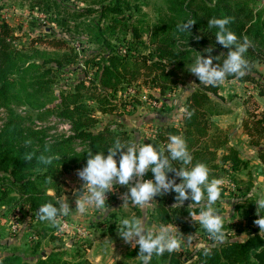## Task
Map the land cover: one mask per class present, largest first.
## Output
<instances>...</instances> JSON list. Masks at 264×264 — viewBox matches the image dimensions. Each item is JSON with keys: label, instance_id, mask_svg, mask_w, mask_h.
Wrapping results in <instances>:
<instances>
[{"label": "trees", "instance_id": "obj_1", "mask_svg": "<svg viewBox=\"0 0 264 264\" xmlns=\"http://www.w3.org/2000/svg\"><path fill=\"white\" fill-rule=\"evenodd\" d=\"M260 1L165 0L169 15L166 19H159L157 23L146 27L150 33L149 44L154 48L149 55L142 56L135 53L134 47L142 39L145 30L138 27V22L128 24L125 9H131V5L127 0H105L98 9L79 11V16L98 12L93 20L84 22L83 26L88 41L98 45L99 53L86 59L85 64H77L75 70L83 67H88L89 70L81 69L82 77L70 90L60 93L58 103L54 106L53 112L57 118L70 123V133L59 139L45 140L46 134L43 130L23 126V117L18 113H11L0 126V174H5L4 178L10 186L0 187V205L9 204L12 199L16 200L15 197L7 199L16 190L19 199L29 204L30 212L38 213L37 210L42 204L57 201L61 176L86 165L87 152L105 150L107 153V147L116 138L135 141L133 136L121 129V123L117 126L114 123L119 120L118 115L127 113L129 104L136 108L141 103L139 94L137 95V85L142 86V77L143 83H151L149 88H156L164 95L169 89H173V85L178 84L175 80L181 76L178 68L200 54L207 56L208 53L204 51L206 48H213V56L221 55L219 61L214 60V63H223L228 49L216 43L217 29L208 26V21L214 17H230L228 27L236 33L238 39L243 42V38L247 37L251 41L244 54L247 60L245 75H230L225 80L251 84L256 87L259 95H264V80L261 81L255 71L256 62L264 63V5ZM45 11L49 12V9ZM54 16L57 24L63 26L68 23L58 13ZM189 19L194 22L189 31H180L177 25ZM119 28L123 31L122 39L117 35ZM130 29L132 36L127 38ZM13 31L14 27L6 17L0 16V110L10 105L19 83L24 84L23 90L29 97L41 99L46 90L51 88L55 70L65 71L66 64L70 62L66 55L61 59L48 57L42 62L28 61L15 48ZM61 31L68 34L64 26ZM53 42L60 45L64 41L59 39ZM51 62H55V65L49 66L48 63ZM31 69L37 71L33 76L27 77L26 72ZM67 70L72 71L71 67ZM194 82L196 86L187 98L185 115L181 122L178 125L165 124L159 127L153 133L154 140L166 144L170 135H181L193 156V164L205 163L210 169V179L215 177L223 180L221 196L217 202H222L228 193L232 203L237 205V210L248 207L245 217L252 227L246 238L232 236L219 245H201L192 251L187 260L193 259L189 264H264V232L261 233L259 226L254 223L260 215H264V208L258 213L252 174L247 178L239 176L249 169L250 160L233 144L232 131L223 130L212 121V116L220 113L218 102L225 101V96L221 93V83L216 86L205 85L200 83L196 75ZM26 84L30 85V91ZM132 89L134 94L128 95ZM150 96L154 94L151 93ZM125 97L128 99H124ZM245 116L240 126L249 136L250 144L261 146L264 141V110L253 114L246 109ZM104 122L107 123L98 127ZM113 124L117 128H113ZM77 142L82 143L84 149L73 147ZM41 155L55 158L50 165H45L40 162ZM173 163L180 166L178 162ZM152 175L147 172L143 178L149 179ZM171 175L174 173H170ZM132 182H135V177ZM49 190H54L58 195L49 194ZM175 197L174 192L158 195L154 218L164 225L176 220L182 225V230L193 233L196 226H202L199 219L195 220L196 226L191 227L183 220L182 215L194 223L192 217L203 209L202 201L192 203L189 199L183 205H176L172 204L177 201ZM132 207L136 210V215L142 216L140 206ZM114 214L111 213V216ZM177 214L180 216L179 220L176 218ZM116 224L117 219L107 222L108 233L112 239L116 236ZM201 229L207 233L203 226ZM34 252H37V247ZM56 252L38 259L37 264H64V261L56 258L61 253ZM131 254L139 255V247L136 246ZM33 260V257H24L20 253L7 255L3 259L6 264H30ZM73 264L90 263L84 259ZM150 264H185V258L178 250L165 251L161 255L153 254Z\"/></svg>", "mask_w": 264, "mask_h": 264}, {"label": "rangeland", "instance_id": "obj_2", "mask_svg": "<svg viewBox=\"0 0 264 264\" xmlns=\"http://www.w3.org/2000/svg\"><path fill=\"white\" fill-rule=\"evenodd\" d=\"M103 1L105 0H0V16L6 17L14 27L13 44L19 50L20 55H23L28 61L39 62L48 57L61 59L65 55L70 59L64 68L65 71L55 70L51 88L46 90L45 96L41 99L29 97L23 90L24 84H17L18 90L16 89L15 96H12V102L0 110V126L5 123L11 113H18L23 117V126L43 130L46 134L45 140L59 139L68 134V130L65 128L66 120L57 118L53 112L54 106L58 103L60 93L70 90L82 77L81 69L89 70L88 67L83 66L80 70H75L77 64H85L86 59L95 56L99 51L97 44L88 41L83 26L84 22L93 20L98 12L86 13L81 16L78 13L89 8L98 9ZM127 3L131 5V9H125V18L128 24L133 23V21L138 22V27L145 30L142 39L134 47L135 53L141 56L149 55L154 46L149 44L150 33L147 32L146 27L157 23L159 19L168 17L167 3L165 0H127ZM260 4L264 5V0H261ZM45 9H49V12H46ZM57 13L60 18L64 17L68 21L63 25L68 31L67 35L61 31L63 26L57 24L53 19V15L56 16ZM117 35L121 39L123 38V31L120 28ZM131 36L132 29L129 30L127 38ZM59 39L64 42L56 45L53 40ZM194 61L195 58L193 57L191 60H187L183 67L178 68L181 75L175 79L178 84H172L173 89H169L164 95L160 94L156 88H149L151 83H143L142 77L140 79L142 86L137 85V95L139 94L141 103H138L136 108L129 104L127 113L118 115L119 117L116 116L119 120H116L114 124L117 126L121 123L122 130H126L135 138L143 139L145 143L154 142L152 133H154L155 128L153 126H161L163 121H170L172 124L178 125L181 122L183 100L187 93H190L196 86L195 74L188 69ZM48 65H55V62L48 63ZM69 67L72 71L67 70ZM36 71V69L29 70L26 72V76L31 77ZM145 71L149 72L146 69ZM255 71L257 77L263 81L264 63L256 62ZM231 81L224 80L221 83V93L225 96V101L218 102V107L221 122L230 126V130L235 132L237 131L236 128L232 129L231 125L237 127L236 123L241 117V111L244 112L247 109L253 114L262 112L264 110V97L258 94L254 86L253 90L247 84H240L236 80ZM25 86L30 87L28 84ZM134 92L132 89L127 94L133 95ZM151 93L154 96L151 97ZM124 99H128V97ZM246 100H248L247 103ZM93 105L96 107V104ZM242 108L243 110H241ZM121 109L123 108L121 107ZM105 123L107 122L98 125V127H102ZM116 126L114 125L113 128H117ZM73 147L79 150L84 149V145L79 142ZM76 171L78 172V170ZM242 175L246 176L245 173ZM239 176L241 177V175ZM4 177L5 174L1 173L0 187H10ZM59 182V196L63 197L65 201L68 200L75 209V194L78 191H83V182L73 172L63 174ZM125 191H127L126 186H114V190L107 194L108 202L106 203L109 204V211L106 213L93 206L85 205L83 211L72 210L66 215L59 216L57 224L53 225L49 221H41L37 212H30L29 204L24 200L21 201L16 190H13L7 199L11 200L15 197L16 200L12 199L9 204L0 205V264H6L3 261L4 257L14 253H20L24 257H33L34 260L30 264H37L38 259L46 258L52 253H57L56 251L61 253L56 258L64 261V264H73L77 260H84L88 252L94 256L100 254L104 259V264H139L142 257L129 255L131 244L125 243L118 233V225L123 218L138 217L131 203L124 205L121 194ZM50 193L58 195L51 190ZM254 193L255 196L259 197L258 191L254 190ZM225 195L222 202L216 201L213 205L223 219L222 239L205 233L201 229L202 226H196L195 220L200 219L199 214L192 217L194 223L182 215L183 220L185 219L191 227L196 226L193 233L182 230V225L176 220L167 225L178 238L179 246L176 249L183 254L184 258H188L193 249L199 245H219L231 239L232 236L245 237L251 231L252 226L245 217L248 207L237 210V205L232 203L233 200L229 198V194L226 193ZM154 204L151 201L140 206L144 216L139 218L153 232H156L164 224L154 220ZM172 204L183 205L184 203L173 201ZM201 206L207 207L206 197L202 199ZM111 213L115 214L111 216ZM177 215L176 218L179 220L180 216ZM114 219H117V229L113 240L108 237L107 222L114 221ZM62 221L73 224L75 230L63 226ZM36 247L37 252L35 253ZM111 258L113 260H110Z\"/></svg>", "mask_w": 264, "mask_h": 264}, {"label": "clouds", "instance_id": "obj_3", "mask_svg": "<svg viewBox=\"0 0 264 264\" xmlns=\"http://www.w3.org/2000/svg\"><path fill=\"white\" fill-rule=\"evenodd\" d=\"M231 18L224 16L212 18L209 27L217 29L216 43L228 49L223 63L219 56H213V48H206L207 56L200 54L189 71L195 74L200 83L216 86L230 75L243 77L247 68L245 53L251 45L247 37L241 42L236 33L228 25ZM194 24L192 20L177 25L180 31H189ZM191 113H189V116ZM88 153L86 165L78 170V176L83 182V191L76 192L75 209L67 200L47 202L38 208L39 219L57 224V218L68 214L72 210L83 211L85 205L93 206L104 213L109 211L107 194L114 190L115 185L127 186V191L121 194L124 205L131 203L144 206L155 198L174 192L177 202L191 199L192 203H199L206 197L207 207L201 209L199 223L207 233L217 239L223 238V219L213 207L221 196V178L210 179V169L203 162L193 164V156L186 140L181 135H170L166 144L158 142L145 143L143 139L122 141L116 138L111 146L105 150ZM118 157V159H117ZM55 157L40 156V162L50 165ZM173 162H178L177 167ZM147 172L152 178L144 179ZM170 173L174 175L170 176ZM135 177V182H132ZM179 179V182L177 180ZM252 195L251 193L249 194ZM258 213L264 208V198L255 201ZM264 232V215L254 221ZM119 236L125 243L139 247L142 264H150L153 254L161 255L165 251L172 252L178 246V238L167 225H161L153 232L139 217L123 218L118 225Z\"/></svg>", "mask_w": 264, "mask_h": 264}, {"label": "crops", "instance_id": "obj_4", "mask_svg": "<svg viewBox=\"0 0 264 264\" xmlns=\"http://www.w3.org/2000/svg\"><path fill=\"white\" fill-rule=\"evenodd\" d=\"M231 82H234V81L232 80ZM243 84H246V83H243ZM247 86L250 89H253V86H251L250 84H247ZM253 92H251V93H253ZM190 93H187V95L185 96V98L183 100V103L181 105V112H182L181 113L182 114L181 120L183 119V117L185 115V104H186L187 98L190 95ZM261 97H264V95H262ZM241 110H243V108ZM245 114H246V109L244 110V112L241 111V117L238 118L237 123H236L237 127H233L231 125V128L232 129L236 128L237 131H235V132H233L232 130H230V126H228L227 124H224L223 122H221V119L219 118L220 117V113L213 115L212 116V121L219 128H221L223 130H228L229 132L232 131V133H233V136H232V142H233V144L235 146H237L242 151L243 156L245 158H247L248 160H250V167H249V169L243 171L239 175H241L242 178H247L248 175L252 174L253 180H254L253 191L255 190L256 192L258 191V193H259L258 194L259 197H257V195L256 196L254 195V199L257 200V198H259V199L264 198V141H263V143H262L261 146H256V145L250 144V138H249V136L245 133L244 128H242L240 126V122L242 121V118H244ZM231 116H232V111H231ZM165 124H172V123L170 121H163L161 123V126H163ZM161 126L160 125L153 126V128H155L154 133H156V130H158V128L161 127ZM136 139H137V137L136 138L134 137V140H136ZM154 142H157V141L154 140ZM256 154H258V155H256ZM243 173H245L246 176L242 175ZM73 174L76 177L79 178L77 171H74ZM51 191L55 192L54 190H51ZM49 194L54 195V196L56 195L54 193H50V190H49ZM56 198H57V200H63V197H61V196H57ZM152 202H153V204L155 203L154 205L156 206L157 203H158V200L155 198V200H153ZM141 211H142V216H138L137 215L138 217H143L144 216V213H143V209L142 208H141ZM153 212H154V209H153ZM154 220L156 222H158L155 218H154ZM169 224H166V225H169ZM107 234H108V237L111 238L109 236V233H107ZM246 236L245 237H238V239H244V238H246ZM199 246H201V245H199ZM199 246L195 247V249H197ZM135 247H133L131 245V247H130L131 248L130 249L131 251L129 252V255L134 256L131 253L135 249ZM195 249H193V251ZM191 253H190V255H191ZM190 255H189V257H190ZM135 256L141 257L139 255H135ZM86 260L90 264H104V261H103L104 259H103V257L100 254H96V256H94V255H90V252H88V255L86 257ZM110 260H113V258H111ZM110 260H109V262H110ZM192 261H193L192 258H190L189 260H187V258H185V264H189ZM140 262H139V264H140ZM106 263H107V261H106Z\"/></svg>", "mask_w": 264, "mask_h": 264}, {"label": "built area", "instance_id": "obj_5", "mask_svg": "<svg viewBox=\"0 0 264 264\" xmlns=\"http://www.w3.org/2000/svg\"><path fill=\"white\" fill-rule=\"evenodd\" d=\"M130 91H132V90H130ZM65 128L68 130V133H70L71 125H70V123L67 122V121H66V123H65ZM62 225L65 226V227H67V228L70 229V230H75V227H74L73 224H71V223H68V222L62 221ZM79 230H80V229H79ZM84 231H85V233H87L86 230H84ZM81 233H82V232H81ZM175 250H178V249H175ZM178 251H179V250H178Z\"/></svg>", "mask_w": 264, "mask_h": 264}]
</instances>
